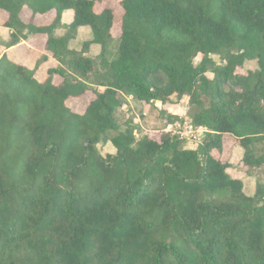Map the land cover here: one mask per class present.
<instances>
[{
	"label": "trees",
	"instance_id": "obj_1",
	"mask_svg": "<svg viewBox=\"0 0 264 264\" xmlns=\"http://www.w3.org/2000/svg\"><path fill=\"white\" fill-rule=\"evenodd\" d=\"M103 4L0 0L13 32L3 47L44 35L59 63L40 83L48 56L34 69L0 59V264H264V183L248 196L222 160L231 140L245 167H264V0H122L117 37ZM24 10L56 18L39 27ZM81 27L93 38L76 51ZM246 62L259 69L242 75ZM125 96L141 111L187 98L192 126L205 129L198 149L165 132L182 121L172 115L157 138L139 139L116 118ZM82 98L75 112L69 101ZM108 144L116 153L104 157Z\"/></svg>",
	"mask_w": 264,
	"mask_h": 264
},
{
	"label": "rangeland",
	"instance_id": "obj_2",
	"mask_svg": "<svg viewBox=\"0 0 264 264\" xmlns=\"http://www.w3.org/2000/svg\"><path fill=\"white\" fill-rule=\"evenodd\" d=\"M122 0H104V4L102 7H109L113 9L116 16V26L115 30L113 31V35L115 37L119 36L120 34V25L122 24V17H123V10L121 9L120 3ZM73 13V11H71ZM0 29V42H4L8 44L12 41L11 31ZM65 34V33H64ZM30 34L27 31H24L23 34L19 35L21 42H26L29 38ZM81 38H76V40H84ZM83 44L75 43V46L71 49L76 51L82 50ZM98 52H95V55L87 54V57L93 58L97 60ZM94 53V52H93ZM214 62L218 68L224 67L225 63L221 61L218 57H213ZM200 60L196 59L195 63L199 64ZM259 69L257 62H246L243 69L239 70L242 75H247L249 71H257ZM208 78L213 80L214 73L211 71L207 74ZM102 89L101 91H103ZM89 97V98H87ZM94 98L92 94L86 96V101L88 99ZM126 102L128 103V107L125 106L121 108L117 115V121L121 125L130 124L131 126L139 127L141 129L138 138L141 139L142 137L146 136L147 134L150 137L157 138L162 132H155V130L159 129L167 122V116L171 113L179 119L183 121H178L180 124L178 127L177 134L180 137H184L186 140L183 144L186 150H197L198 144L200 141L203 140V135L205 133L204 129H196L193 133L187 128L185 123H190L189 119V102L187 98H183L182 100H177V98L172 97L168 102L162 103V101H156L150 106L145 107L142 109L144 112L141 115L142 111L134 106L135 99L129 96H125ZM90 101V100H89ZM77 100L75 102L69 103V106L73 110L83 111L84 106H86L85 100L83 103ZM207 104V102H206ZM170 131V130H168ZM100 153L105 157L108 154H115L116 150L111 144L106 146L99 147ZM244 159V150L239 146H232V141L227 140L224 146V152L222 155V160L231 164V168L228 170L229 175L233 179L241 180L244 184L245 193L248 196H253L256 190V186L258 183H264V167L262 168H247L243 162Z\"/></svg>",
	"mask_w": 264,
	"mask_h": 264
},
{
	"label": "crops",
	"instance_id": "obj_3",
	"mask_svg": "<svg viewBox=\"0 0 264 264\" xmlns=\"http://www.w3.org/2000/svg\"><path fill=\"white\" fill-rule=\"evenodd\" d=\"M104 1V0H103ZM99 6V5H98ZM97 6V9H98ZM72 10H68L66 12H64L63 16H62V26L60 29H58L56 31V35L57 36H62L64 35V33H66V28L67 26H69L72 22H73V18H74V12H71ZM3 14H0V20L2 18ZM5 21L6 17L4 16ZM21 18L26 22V23H30V21L32 20V22H34L37 26L39 27H43V26H48L50 24L53 23V21L56 18V13L55 12H51L49 14H46L44 16L38 15L36 17H33L32 19V14L27 11L24 10L23 13L21 14ZM0 29H4L7 30L6 33H8V31H11L10 29H7L6 27L3 26V24L0 21ZM11 33H13L11 31ZM78 35L77 38H81L84 39L83 41L80 40H74L70 43V48H73L75 46V43L78 44H84L85 42L91 41L93 36H92V30L89 27H81L78 29ZM47 42V37L44 35H30L28 40L26 42H21V44L12 47L10 49H5V47H3V44H5L4 42H0V59L3 57V54H7L8 58L13 61L16 64L22 65V66H26L29 69H34L36 67L37 62L45 57L48 56V61L44 62L39 70L36 73V78L40 83H44L47 78H48V71L50 69H55L59 66V63L56 62L52 57L51 54H49L46 50H45V45ZM98 52V56L100 55V51L101 48L98 45H93L90 47V52L88 54H92L95 55V52ZM94 52V53H93ZM55 84H59L61 83V78L56 77L54 80ZM103 88H100L99 91H101ZM84 98V97H83ZM83 98L82 99H76L72 101L70 100L69 103L71 102H75L77 100L81 101L83 103ZM93 100V98H91V101ZM126 101V99H125ZM81 103V104H82ZM134 106L137 107V103H134ZM143 106L144 108L147 107V105L142 104L139 105V107ZM125 107H128V103L126 102ZM142 108V107H141ZM142 108V109H144ZM75 112H81L78 110H74ZM172 116V113L170 114ZM177 117V116H176ZM169 130V126L166 128V131ZM165 131V132H166Z\"/></svg>",
	"mask_w": 264,
	"mask_h": 264
},
{
	"label": "built area",
	"instance_id": "obj_4",
	"mask_svg": "<svg viewBox=\"0 0 264 264\" xmlns=\"http://www.w3.org/2000/svg\"><path fill=\"white\" fill-rule=\"evenodd\" d=\"M180 124H176V125H173V126H170L169 129L170 131L174 132L175 134H177V131L179 130L178 126ZM185 125L187 126V128L190 130L191 133H193V131H196V129L192 126L191 122L190 123H185ZM184 138V137H183Z\"/></svg>",
	"mask_w": 264,
	"mask_h": 264
},
{
	"label": "clouds",
	"instance_id": "obj_5",
	"mask_svg": "<svg viewBox=\"0 0 264 264\" xmlns=\"http://www.w3.org/2000/svg\"><path fill=\"white\" fill-rule=\"evenodd\" d=\"M183 121V120H182ZM177 123H179V122H176L175 124H172V125H170V126H173V125H176ZM169 126V127H170ZM199 129H202V128H199ZM170 130V129H169ZM205 130V129H204ZM166 132H172V131H166ZM172 133H174V132H172ZM175 134V133H174ZM176 135H178V134H176ZM179 136V135H178ZM181 139H185V138H183V137H181ZM186 140V139H185ZM201 142V141H200ZM199 142V143H200Z\"/></svg>",
	"mask_w": 264,
	"mask_h": 264
}]
</instances>
